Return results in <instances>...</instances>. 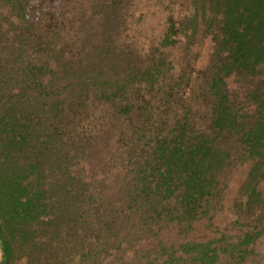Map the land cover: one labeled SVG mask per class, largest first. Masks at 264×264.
<instances>
[{"label":"trees","instance_id":"obj_1","mask_svg":"<svg viewBox=\"0 0 264 264\" xmlns=\"http://www.w3.org/2000/svg\"><path fill=\"white\" fill-rule=\"evenodd\" d=\"M263 237L264 0H0V264H259Z\"/></svg>","mask_w":264,"mask_h":264},{"label":"rangeland","instance_id":"obj_2","mask_svg":"<svg viewBox=\"0 0 264 264\" xmlns=\"http://www.w3.org/2000/svg\"><path fill=\"white\" fill-rule=\"evenodd\" d=\"M205 233H198L197 236L198 238L204 236ZM171 236L172 238H177V239H180L181 236L178 235V233L174 230H172L171 232ZM257 248H258V252H259V256H258V260L257 262L259 264H264V237L257 243ZM110 260H111V257H108L103 264H110Z\"/></svg>","mask_w":264,"mask_h":264}]
</instances>
